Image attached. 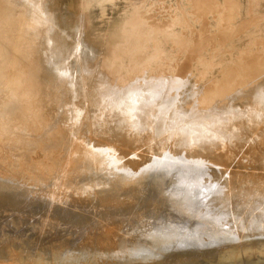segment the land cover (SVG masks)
Returning a JSON list of instances; mask_svg holds the SVG:
<instances>
[{"label": "rangeland", "instance_id": "374dc122", "mask_svg": "<svg viewBox=\"0 0 264 264\" xmlns=\"http://www.w3.org/2000/svg\"><path fill=\"white\" fill-rule=\"evenodd\" d=\"M21 1L22 0H15V3L4 6L3 1L0 0V9L2 10L8 6L9 15H13ZM47 1L49 2L50 8L63 9L64 18L61 17V23L62 26L66 27L64 29L66 30L69 26L73 25H77V29L80 27L82 21H79L80 24H78L75 18L76 13L81 11L80 6H82L83 2L86 3L91 0H82L83 2L79 0L80 2L78 3L77 0ZM118 1L122 0H99L100 18L105 19V22L111 20L112 16L121 9L117 5ZM123 1L125 3H130L133 0ZM143 1H147L146 8L150 10L147 13L149 19L161 22L163 20V22H166L167 31L159 40L152 38L153 36L151 37V34H144L142 36L133 29L131 32L132 38L126 46L128 58H139V49L141 47L143 49L145 48L143 52L144 56L141 57L142 59L157 52L160 55L159 58L157 60L150 59L148 61L145 74H138L139 65L135 64L137 61L135 63L133 62V67H131V65L129 66L131 67L129 70L132 72L130 71L131 73L128 72L122 75L125 77L127 76L125 81L119 79L117 85L114 86L113 82L115 80H113L112 83L110 82V84L104 86V96L99 95L97 90L100 89L97 87H89L90 84L84 87L88 81L85 61H81V59L76 57V61L73 62V59L71 61L69 58L72 62L71 66H74L71 70L70 77L67 76L66 78L68 79L67 90L64 92L66 94H62L59 100L62 101V96L67 98L70 89L74 88L72 84L80 80L82 81V87H80L81 91L84 90L89 92L88 99L82 104L81 110L84 115L86 112L89 114L92 110L96 109L99 101L103 102L104 105L108 104L113 96L117 98L115 100L119 101L121 104L128 103L129 99L140 101L138 104L139 106L143 91L146 90V87H151L152 89L157 80V66H155V62L159 60V62L166 61V75L169 76L166 80L169 81V84L171 83L170 80L173 81L171 83L172 87H168L174 94L172 97L173 100L171 101L167 98L168 100L163 101L162 99L160 100L161 95H158L155 104L143 106L144 104L142 105L141 103L139 106L140 117L144 120V134L153 132L157 122L165 123L166 131L168 132L166 135V144L164 146L165 149L163 148V150H160L161 148H159V146L150 147L151 150L149 152L155 153L153 158L154 161L151 159L148 162V164L152 166L145 168L144 165L136 172V174H141L140 171H142L143 180L148 182L149 186L159 184L161 191H164V193L162 194L163 196L161 195L155 202V204L159 206L155 210L151 209L148 202L145 200H143L140 205L138 201L130 202L128 207H134L139 210L138 207H142L146 204L143 214L147 217L151 216L149 217L151 226L154 224H152V222L158 220L162 224H170L171 227L177 229L182 228L185 230L182 236L183 240L179 239V242L177 241L180 245L172 242L169 244L170 247L159 249L157 246L158 242H147V238L143 234L138 233L137 227L142 224V221L139 223L129 222L133 211L120 212L114 221L109 222V225L104 231L93 234L91 237L88 236L85 228L79 225L77 226L81 227L80 229H74L77 230L75 235L70 231H64L62 228H70L77 224L74 222L76 218H73V216L59 215V213L63 212L65 206L58 202L55 204V210L58 212L57 214H52L48 211V209L54 207V202L51 199L55 197V194H53L48 187L53 186L55 188H60L62 184H64L58 180V178L61 177L60 173L62 174L68 168L78 170L79 173L75 175V178L81 185H85V189H89L91 192L90 194H92V192L94 194L95 192L94 195H98V187L96 186V181L98 180H91V177L98 171H95L97 169L92 166L95 165V162L94 159H92L93 157L89 156L88 153L89 139H87L85 135L83 136V134L74 136L75 132L81 129L86 130V126H75L74 128L75 132L72 133L70 141L72 144L69 146V149H71L73 145L75 146V152H68L65 149L61 150L58 154L52 155V161L47 163L44 159V155L45 153L49 154L51 151L50 148L54 146L52 142H59V136L46 139L34 138L31 140L30 136L25 134V138L19 139L21 133L18 132V122L20 121L17 117L12 116L11 110L14 106H11V102L9 101L12 99L11 87H5L0 83V168H4L7 175L15 179L12 180L0 176V202L10 204L13 200H21L29 204L35 201L38 204H42V210H44L42 212L43 214L39 215L38 218L29 214L20 215L19 210L16 208L0 207V264H156L154 261L157 262L159 260L158 257H161L160 259L163 258L159 260L161 261L160 263L163 264H182L180 261L191 262L193 258H197L202 254V256L205 257L207 253L209 255L208 257L211 258L208 260H212V262H210L211 264H231L232 262H237V264H264V260L257 257L260 256L259 254H261V251H264V236L253 235L251 231L245 235L244 233L235 234L236 232L243 231L242 229L249 226H253V228L264 226V217L251 214L252 209L261 210L260 207L262 203H264V145L259 143L258 140H256L257 138L253 137V134L251 135L243 126H235L238 125V121L242 123L247 119L246 117H250V115L247 116V112L249 111L247 108H251V105L246 108V111L243 110V107L240 108L234 105L237 103V99H231L229 102H226L228 101L226 99L223 103H226L227 106L224 107V104L220 102V100L223 101V98L214 100L215 98H210L208 95L203 94L202 91H204V89L201 88L206 87L212 81H221L223 78L227 77L228 71L231 72L233 78H236L237 81L235 80L234 83L237 85H240L239 82L245 81L246 73L245 75L241 73L238 76L235 73L236 66L241 65V63L234 62L232 61L233 58L229 60L230 58L226 57L230 53L228 49L234 46L231 43L243 32H237L238 34H234L233 37H227L222 33L223 29H231L241 23L243 21L241 18L245 16L244 12L242 11L239 13L238 10V14H235L237 12L225 10L220 12V16L224 15L225 12L226 19L220 21L218 20L220 16H217V14L213 16L215 10L213 9L214 11H212L207 8L202 10L203 13L201 12V15L205 18V22L203 23L201 19L198 21L197 15L193 13L192 9L194 12L197 11L194 6L192 7V5H189V0ZM70 3L73 12H69L70 8L67 7ZM219 3L224 4L222 0H220ZM79 4L80 6H78ZM45 6L48 7V4H45ZM117 8L120 9L118 10ZM192 13L194 15H192ZM228 16H232L233 18ZM0 23L5 24V27H7L6 18H1ZM201 24H203V26L205 25L206 29L203 26L201 28ZM106 26L105 24L102 26V28L104 27V29H102L104 31V36L108 28V26ZM170 26L172 28H170ZM246 29L244 28V30ZM25 30H28V28L24 29L23 32H25ZM195 30L196 32L193 33ZM201 30H204L205 34ZM177 32L179 34L177 41H180V44L176 42L175 39ZM135 33L137 34V38L134 37L136 36ZM249 34L256 35V27H249L245 36ZM103 35L101 34V36ZM192 36L195 37V40ZM204 37H207L208 41ZM204 39L205 41L201 48L200 45ZM225 39L227 40L226 43ZM181 42L187 43H184V46L182 44V47ZM197 42L201 44L199 45ZM193 43H197V45ZM205 44L209 46L208 49L206 48L207 46L204 47ZM247 44H251V42L248 41ZM33 45L31 39L17 41L16 46L19 51V56L22 57ZM190 45H192L191 47L193 50L190 48ZM194 48L197 49H195L196 52ZM220 50L224 51V53L228 52L224 54ZM3 52L4 53L0 50V64L6 61L8 57V54L5 51ZM190 52L192 54L195 52L194 55L200 56V58H195L196 56H193L194 61L192 63L190 61L189 63L192 64V73H189L188 69L186 74L181 76L182 73L180 70L182 68L178 66L186 61V56L192 55ZM175 60L177 61L176 65L174 62ZM47 63L48 61L46 59L45 65H47ZM204 63L209 64V74L203 72ZM181 79L185 82L183 86L180 84ZM195 81H197L198 86H195ZM126 83L127 86L125 85ZM168 83L166 87L160 89L165 92ZM236 87L235 85L231 87V89ZM111 88L115 91L109 95L108 90ZM192 88L196 89L192 94L194 98H189ZM123 90L125 91L124 94L122 93ZM154 90H156L154 93L159 92V88L154 87ZM101 91L103 92V87H101ZM176 94L180 98H178ZM168 102L170 104L166 106ZM157 103L162 104L165 112L164 116L159 118L158 109L155 108ZM230 105L232 108H227ZM174 106L176 108H174ZM234 108H240L241 112L236 110L233 111L232 109ZM227 109L230 110H228V113H226L227 111L225 112ZM4 113L7 115L5 116ZM232 113L235 114V116H233ZM230 116L236 118L237 120L234 121L237 122L228 121L227 119ZM252 116H255V114ZM172 118L174 120L176 118L179 119L177 121L179 130L176 132L171 131ZM223 118L230 122L228 124L229 126H227V124H222L220 127H217L219 124H216V122L223 120ZM92 119L96 124L101 123V121L95 117ZM194 122H196L197 125ZM198 123L201 125L199 126ZM224 125L225 127H223ZM232 125L235 127H232ZM98 127L95 128V136H98L97 132L100 131V129L97 130ZM213 128H215L212 131L213 135H210L209 132ZM191 138L192 140H189ZM154 139L157 140L159 138L155 137ZM196 140L198 142L202 141L201 145L200 142L196 143ZM39 142L43 143V145H41L44 147L43 150L38 148ZM205 142L207 143L205 144ZM95 146L99 148V144ZM58 150H60V148ZM184 150H188L190 153ZM194 150L199 152V154L196 151L194 153ZM189 154H191L193 158L191 155L190 157ZM77 155H84L85 161L81 162ZM185 156L186 158H184ZM198 156L200 159H198ZM158 157L162 158L158 159ZM111 159L112 158H107L100 161L101 165L104 167L106 165V169L110 168L108 169L111 173L110 179L123 178L131 173L125 164H122L123 166L121 168H118V166L112 167V165L116 166L117 164H114V162L112 164ZM193 159H195V161ZM136 161L141 163L144 161V158H138ZM199 163H201V165ZM210 164L212 166H210ZM80 166L83 167L77 169V167ZM84 168H87L89 172L85 173L87 171H84ZM157 168L161 170L162 176L159 172H155ZM221 168H224V171ZM200 169L201 171H199ZM112 171L114 172L113 174ZM194 171H199V173L195 174L193 177L189 176ZM165 177L167 183L166 185H162L163 182L160 181ZM23 179H25L26 183L18 181ZM222 180L229 182L228 186H230L231 189H226L227 185H223L221 182ZM78 188L79 189L74 188L73 192L77 194L83 193L82 189L80 187ZM208 189L212 190L208 191ZM236 189L242 192L236 195ZM193 190L197 191V194ZM85 192L86 193H83V195L88 194L87 191ZM148 192L150 193L149 189ZM227 194L230 195V199L224 200L223 198ZM145 195H147V192ZM212 195L214 198L211 197ZM217 196L219 197L218 199H216ZM188 198L192 199L193 208L183 209L185 207L182 202L184 199H187L186 204H189L190 199ZM49 201H52V204L49 203L51 205L48 204ZM259 203V206H254ZM89 211L97 212L98 205L94 203L90 206ZM186 211H188L190 215L187 214ZM260 213L261 212L257 214ZM205 214H211L212 220L202 224V230L196 229L195 225L197 223L195 221L201 217L205 219ZM100 219L101 217L95 220V222L100 221ZM136 219L137 218L134 217L133 221ZM85 224L86 227L88 223L85 222ZM225 226L228 232H219V240L213 242L216 237L214 230L220 231V229H223ZM229 237L232 238L231 242H229ZM233 238L236 242H232ZM173 239H175V237ZM175 240H177V238ZM144 246L148 249L152 248L151 250L153 253L146 252L141 254L140 250H144ZM230 253L231 255H229Z\"/></svg>", "mask_w": 264, "mask_h": 264}, {"label": "bare ground", "instance_id": "6f19581e", "mask_svg": "<svg viewBox=\"0 0 264 264\" xmlns=\"http://www.w3.org/2000/svg\"><path fill=\"white\" fill-rule=\"evenodd\" d=\"M2 1L4 3V6L15 3V0H2ZM98 1L99 0H91L86 3L82 1L83 2L82 6H80V4L78 5L81 7L80 8L81 11L79 13H76L75 16L78 24H80L79 21H82L80 27L77 29V25H73L69 27L67 25L68 29L66 30H64L66 27L62 26L61 23V17H63L64 15L62 12L63 9L59 10L56 8H50L49 2L47 0H22L21 2H19L16 12L13 15H9L8 6L6 8H3L2 10L0 9L1 10L0 19L6 18V23H7V27H5V24L0 23V35H1L0 50L2 53H4L3 51H5L8 54V57L6 56L7 60L0 64L1 67L0 71L2 70L0 83L5 87L8 88L11 87L10 89L12 90L11 91L12 99L9 101L11 102V106L13 105L14 107L12 108V110L11 109L10 110L12 111L11 112L12 116L17 117L18 120L20 121V122L17 121L18 132L21 133L19 139L25 138L24 137L25 134L30 136L31 140H33L34 138L46 139V138L59 136L58 137L59 142L53 143L51 141L54 146L50 148L51 151L49 152V154L45 153L44 155V159L46 160L47 163H50L52 161L51 160L52 155L58 154L61 150L65 149L68 152L74 151L75 146L73 145L71 146L72 148L69 149V146L72 144L70 143L72 133L75 132L74 128L75 126H81V127L86 126V130L81 129L78 132H75L74 136H79L83 134V136L85 135V137L89 139L88 153L89 156L93 157L92 159H94L95 162V165L92 166H94V168L97 169L95 171H98L95 175L91 177V180L92 179L98 180L96 181V186L98 187V195L95 196L94 195L95 192L94 194L93 192L92 194H90L91 192L89 191V189H85V185H81L79 183V181L75 178V175L79 173L78 170L73 168H68L62 174L60 173L61 177L58 178V180L59 182L64 184H62L60 188H55L53 186L48 187V189L52 191L53 194H55V197L51 199L54 202L53 203L54 207L48 209V211L52 214H57L58 212L57 210H55L56 208L55 204L58 202L61 203L63 206H65L63 212L59 213V215L69 216V217L73 216V218H76L74 222L77 224L70 228H65V227L62 228L64 229V231L66 232L70 231L75 235L77 230L74 229L75 228L80 229L81 227L77 226L79 225V226H83L88 236L91 237L93 234H97L100 233L101 231H104L105 228H107V226L109 225V222L114 221L120 212L124 213V212L133 211L132 217L129 219V222L139 223L142 221V224H140L139 226L137 225L138 233L143 234L147 238L146 239L147 242L148 241H151L153 243L158 242L157 246L159 247V249L164 247L167 248L170 247L169 245L170 243L172 242L178 243L179 239L183 240L182 236L184 235L185 230H183L182 228L177 229L175 227H171L170 224L169 225L162 224L158 220L152 222V224L153 223L154 224L151 226L150 225L151 222H149L150 221L149 217L151 216L147 217L145 214H143L146 204H144L142 207H138L139 210L135 209L134 207L133 208L128 207V204L130 202L138 201L140 205L142 201L145 200L148 202L149 207L155 210L157 207H159L155 204V202L164 193V191H161V187L159 184L149 186V183L143 180L142 171H140L141 174H136V172H138V170H140L139 168L143 167L144 165L145 168H147L148 166L150 167L152 166L151 164H148V162L151 159L153 160L155 153L149 152L151 150L150 147L159 146V148H161L160 150H163L166 144L165 141L168 132L166 131L165 123L155 122L156 127L153 130V132H150L149 134L148 133L144 134L143 133L144 120L143 118L140 117L141 115L139 111L140 109L139 106L141 105V103L142 105L144 104L143 106H149L155 104V100H157L158 95H161L160 100L161 99L163 101L168 99H170L171 101L173 100L172 97L174 94L172 93L171 89L168 88V87H172L171 83L173 81L170 80L171 83L169 84L168 83L169 81L166 80V78H169V76L166 75V68H167L166 61L159 62L160 61L159 60L155 62L156 63L155 66H157V77H156L157 80L152 89L151 87H146V90L143 91L141 95L142 96L141 103L139 106L138 104L140 101H133V99H129L128 103L121 104L119 101H116L115 99L117 98L113 96L111 97V101L108 104L104 105L103 102L99 101L96 109L92 110L89 114L86 112V114L84 115L81 110L82 104H84L88 99L89 92L84 90L81 91L80 87H82V83H81L82 81L80 80L72 84V87L74 88L70 89L69 96L67 98L62 96L61 99L62 101L59 100L62 94H66L64 93L65 90H67V86H68L67 84L68 79L66 78L67 76L70 77L71 75V70L74 66V65L71 66L72 64L71 61L72 59L73 62L76 61V57L81 59V61H85L86 64L88 81L84 87H87L86 85L89 84H90L89 87H97L98 89H100L97 90V92H99V95L104 96V91H105L104 86L110 84V82L112 83L113 80H115L113 82L114 86L117 85V81L119 79L125 81L127 76L125 77L122 75L131 71L129 69L133 67L132 66L133 62L135 63L137 61L135 64L139 65L137 73L145 74L148 61L150 59L157 60L160 56L159 53L157 52L149 57H145V59H142L141 57L144 56L143 52L145 48L143 49L141 47L139 49L140 50L139 58H132V59L128 58L129 56L126 46L132 38L131 32L133 29H135L136 32H138V34L142 36L144 34H151V37L153 36L152 38L159 40L166 34L167 31L166 22H163V20L161 22V21H154L149 19L147 13L150 10L146 8L147 1L145 2L143 0L142 1L133 0L130 3H125L123 0L118 1L117 2L118 4L117 3L116 4L121 9L117 8L118 10L119 9L120 10L117 13H115V15L112 16L111 20L107 22H105V19L100 18L99 16L100 4L98 3ZM222 1L224 4L219 3L220 0H189L190 2L189 5L195 7L197 12H194L193 9L192 11L197 15L198 21H200L199 19H201L203 23L205 22V18L203 17V15H201V12L202 10L207 8L212 11L215 10V12H213V16H216V14L217 16H220V12H223L225 10L237 12L235 14H238V10L239 13H241L242 11L244 12L245 16L241 18L243 20L241 23H239L237 26L231 29H226V28L223 29L222 33L227 37H233V35L236 34L237 32L238 33H240V31L243 32L241 35L239 34L237 36V39L235 38L236 40L233 43H231L234 46L233 48L228 49L230 50L229 51L230 53L226 57L230 58L229 60L233 58L232 61L241 63V65L236 66L235 73L237 74V76L241 73H243L244 75L246 73V77H245V81L239 82L240 85H237L236 83H234L236 78H233L231 76V72L228 71L227 77L223 78L221 81L215 80L210 82L206 87H201L202 89H204V91L202 92L203 94L208 95L210 98H215L214 100H216L217 98L219 99L223 98V101L220 100V102L222 103L226 99L228 100L226 102L231 101V99H237L238 101L236 104H234L235 106L237 105L240 108L243 107V110L246 111L247 109H249V111L247 112L248 113L247 116L250 115V117H246L247 119H245V121L242 123L238 121L237 123L238 125L235 126L237 127L243 126L244 128H246V130H248V132L251 135L253 134V137L257 138L256 140H258L259 143L264 145V52H263L264 0H222ZM78 2L80 1L77 0V3ZM45 4H48V7H46ZM67 7L70 8L69 9L70 11L69 10L68 11L71 12L72 11L71 3L68 4ZM199 11H200V17H199ZM193 13L192 15H194ZM228 17L233 18L232 16H228ZM225 19L226 17L224 12V15L220 16L218 20L224 21ZM104 24L108 26L105 36L103 35L104 31L102 30L104 29V27L102 28ZM202 26L203 24H201V28ZM251 26L256 27V35L249 34L245 36L248 31V28ZM203 27H205V25ZM27 28L28 30H25V32H23L24 29ZM170 28L172 27L170 26ZM244 28L247 29L244 30ZM204 30L201 31H203V33L205 34ZM195 32L196 30L193 33ZM101 34L103 36H101ZM135 35L136 36L134 37L137 38L136 33ZM178 35L179 34L177 32V34L175 35L176 42H178L177 41ZM193 38L195 40V37ZM204 38L208 41L207 37ZM25 39H31L34 45L33 47H31L32 49L31 48L29 49V51L32 50L31 52L29 51L25 52L21 57L19 56V51L17 50L16 43L17 41H22ZM205 39L202 40L203 41L202 44L197 42L199 45L201 44L200 47L203 46ZM226 39H225V43L227 42ZM248 41H250L251 44H247ZM178 43L180 44V41ZM184 43L181 42V46L182 44L184 46L185 45ZM197 43L196 44L193 43V44L197 45ZM206 44L204 45V47L207 46ZM192 45H190L191 49H192L191 47ZM206 48L208 49L209 46H207ZM195 49L196 48H194V50ZM222 53H224V51H222ZM194 54L190 56H186L185 59L186 61L182 63V65L178 66L182 68L180 70L182 73L181 76H184L188 71V69H189V73H192V69H191L192 64H189L190 61L191 63L194 61L193 56H196L195 58H200V56ZM69 58L71 61L69 60ZM46 59L48 61L47 65H45ZM174 62L176 65L177 61L175 60ZM208 63L203 64L204 67L203 72L207 74H209L210 72V68L208 69L209 67ZM130 65L131 67H129ZM107 72L110 77L107 75ZM182 80L183 79L180 80L181 86H183V84L185 83L184 80L183 81ZM167 83L168 86L164 92V90L161 89L166 87ZM125 85L127 86V83ZM196 85H197V81H195V86ZM235 85L237 87L231 89V87H234ZM101 87H103V92L101 91ZM154 87L159 88V92L154 93L156 91L154 90ZM110 90H108L109 95L115 91L112 88ZM193 91H196V89L192 88L190 90L189 98H192L194 96L192 95ZM124 92L125 91L123 90L122 93L124 94ZM106 93H107V89H106ZM168 104L170 103L169 102L166 103V106ZM223 104L224 107L227 106L226 103ZM248 106H250L252 109L249 108ZM155 108H157L159 112L158 118L164 116L165 112L161 103L160 104L157 103L155 105ZM174 108L176 107L174 106ZM227 108L231 109L232 107L230 105ZM235 108L232 110L241 112L240 108L239 109L237 108L238 110ZM229 109L225 110V112L227 111L226 113H228ZM254 114L255 116H252ZM233 116H235V114H233ZM233 116H230L227 120L232 122H237L234 121L237 119L234 118ZM94 117L100 120L101 123L96 124L95 121L92 119ZM173 118H172L173 122L171 123L172 124L171 131L176 132L179 130L177 123L179 119L176 118L174 120ZM228 121H226L225 118H223V120L217 121L216 124H219L217 125V127H220L222 124H227V126H229L228 124L230 122ZM194 123L197 125L196 122ZM235 126L232 125V127ZM96 127H98L97 130L100 129V131L97 132L98 136H95L94 133ZM223 127H225V125ZM214 129L215 128H213L209 132L210 135H213L212 131ZM230 130H231V125H230ZM155 137L159 139L155 140L154 139ZM189 140H192V138ZM40 142L38 148L40 150H43L44 147L41 146L43 145V143ZM197 142L198 141L196 140V143ZM206 143L207 142H205V144ZM98 144H99L98 146L99 148L95 146ZM59 148L60 150H58ZM188 150L187 151L184 150V151L190 153ZM195 151L196 150H194L193 152L195 153ZM197 153L199 154V152ZM190 155L191 154H189V156ZM186 156L184 158H186ZM77 157L81 160V162L85 161L84 155H77ZM142 157L144 158L143 162L139 163L136 161L138 158H142ZM107 158H112L111 159L112 164L113 162L114 164L115 163L117 164L116 166L112 165V167L118 166V168H121L123 166L122 164H125L127 169L131 171V173L126 175V177L124 176L123 178L120 177V178L110 179L111 173L108 170L110 168L106 169L105 168L106 165L104 167L100 163L102 159L104 160ZM160 158L162 157H158V159ZM198 159H200L199 156ZM193 160L195 161V159ZM199 164L201 165V163ZM210 166L212 165L210 164ZM82 167L83 166L77 167V169H81ZM222 170L224 171V168ZM84 171H87L85 173L89 172L87 168H84ZM199 171H201V169ZM199 171H194L189 176L193 177L195 174L199 173ZM155 172H159L162 176L160 169L157 168ZM113 173L114 172L112 171V174ZM0 176L4 178L12 179L4 171V168H0ZM18 181L21 183H26L25 179ZM224 181L225 180L221 181L222 184L228 186L229 182L227 181L224 182ZM160 182H163L162 185H166L167 183L166 177L163 178ZM227 186L226 189L228 190L231 189L230 186L228 187ZM78 187L82 189L83 193H86L85 191H87L88 194L83 195V193L81 194L74 193L73 192L74 188L79 189ZM148 189L150 193L148 192ZM212 189H208V191L209 190L211 191ZM195 190L193 191L196 192L197 194V191ZM236 191H237L236 195H239L242 192L237 189ZM146 192L147 195H145ZM211 197L214 198L213 195ZM229 197L230 195L227 194L223 199L224 200L230 199ZM218 198L219 197L217 196L216 199ZM188 199H190L189 204H186L187 199L183 200L182 204L185 207L183 209L193 208L192 199L191 198ZM52 201H49L48 204L49 203L52 204ZM94 203L98 205L97 212L89 211L90 206H92ZM259 205L260 203L255 204L254 206H259ZM0 207L16 208L19 210L20 215L29 214L33 217H38L39 215L43 214L42 212L44 211L42 210L43 209L42 204H38L35 201L30 202L29 204L26 203V201H21V200H13L12 203L10 204H5L3 202H0ZM260 209L261 210L252 209L251 214L260 215L264 217V203H262ZM259 212L261 213L257 214ZM186 213L190 215L188 211H186ZM205 216H206L205 219L201 217L200 219H197L195 221L197 223L195 225L196 229L202 230L203 229L202 224L212 220L211 214H205ZM99 217H101L100 221L95 222V220H97ZM134 217L137 218L135 221H133ZM58 221H66V220H58ZM84 221L88 223L86 227ZM59 227L61 228L60 224ZM252 228L253 226L252 227L249 226L245 229H242L243 231L236 232L235 234L244 233L245 235L251 231L253 232V235L256 234V235L264 236V226L253 229ZM219 232H228L226 231V226L223 229H220V231L214 230L216 237L215 240H213V242H217L219 240L218 239L220 235ZM174 237L175 239L177 238V240L173 239ZM229 239H230L229 242H231L232 238L229 237ZM232 242H236L234 241V238ZM178 245H180V243H178ZM144 247H145L144 250H140L141 254L146 252L153 253V251L151 250L152 248L148 249L146 246ZM202 255H200L199 257L195 256L197 258H193L191 262H187V261H180V262H182V264H211L210 262H212V260H208L211 259L210 257H208L209 256L208 253L206 254L205 257H203ZM229 255H231V253ZM259 255L260 256L257 257L264 260V251L263 252L261 251V254ZM158 258L159 260L163 259V258L160 259L161 257ZM159 260L157 262L156 261L154 262L156 264H163L160 263L161 261ZM231 264H237V262H232Z\"/></svg>", "mask_w": 264, "mask_h": 264}]
</instances>
